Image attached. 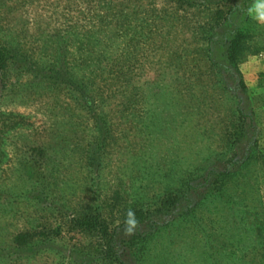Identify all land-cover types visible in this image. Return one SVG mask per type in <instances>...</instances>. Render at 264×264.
I'll return each mask as SVG.
<instances>
[{
	"label": "rangeland",
	"instance_id": "rangeland-1",
	"mask_svg": "<svg viewBox=\"0 0 264 264\" xmlns=\"http://www.w3.org/2000/svg\"><path fill=\"white\" fill-rule=\"evenodd\" d=\"M203 2L0 0L1 41L35 59L69 43L71 61L86 37L96 61L76 69L98 67L92 111L64 85L0 77V114L24 116L1 134L0 264H264V25L247 14L253 0ZM152 9L159 24L142 32ZM125 49L127 69L115 66ZM18 237L30 248L12 249Z\"/></svg>",
	"mask_w": 264,
	"mask_h": 264
},
{
	"label": "trees",
	"instance_id": "trees-1",
	"mask_svg": "<svg viewBox=\"0 0 264 264\" xmlns=\"http://www.w3.org/2000/svg\"><path fill=\"white\" fill-rule=\"evenodd\" d=\"M174 3L178 4L179 6H182L186 9L188 8H200L204 6V4H207L206 2H203V0H172ZM225 1V0H224ZM147 11V10H146ZM149 11V10H148ZM122 12V11H121ZM151 12V11H150ZM148 15V18L145 20H140V29L143 32V30H147L148 32L152 33L157 25V20L159 18L157 17V13L155 12V9H152V12ZM222 11L221 9H216L215 10V15L216 18H220ZM122 27V26H121ZM200 33L203 35V40L206 43L205 50L206 51V59L207 61L212 62L213 59L211 57V45L214 42H217L216 40L212 41L211 38L214 37V33H210V31H206L205 27L200 28ZM110 37L107 36V39ZM237 37H233L229 41L228 45V52H229V60L231 63H236L238 61V57L242 51V47L240 43L236 39ZM65 38V42H67ZM134 38H130L129 41H133ZM73 41L77 44V47H84L83 49L86 52L85 57L79 56V58L74 59L72 56L71 61L69 60L68 57V51H67V46L69 43L63 42L62 45H59L60 47L57 48L54 52V56L51 55L49 58L47 57H41L40 59H35L32 57V52L33 50H26L24 49L23 45L21 42L17 39H12V40H4L1 41L0 39V77L5 76L6 73L11 70V71H16L17 74H23V73H28L32 76V79L28 82L30 86L35 85V86H42L43 88H47L44 86H50V87H60L61 85L66 86L67 88L72 89L73 91L77 92V96H75V100L77 103H82V101L86 104V102H89L86 108L88 109H93L94 105V99L90 98V90L88 87L91 86L93 82V78H95L97 75L94 73V70L96 71L98 67L95 66L94 69H90L88 73H79V70L76 68L84 69L87 68V62L93 63L96 61L94 59V47L96 46V43L94 40L86 38V37H81L77 39H73ZM128 41V45H130ZM136 46L135 44H133ZM76 47V48H77ZM79 47V48H80ZM125 52H122L120 56L117 57V63L115 66H119L123 69L130 68L129 66L132 65L131 62L129 61V51L128 49H125ZM101 52H105V57L108 56V53H106V49L103 47ZM99 59H102L101 56H99ZM98 59V60H99ZM96 65V64H95ZM114 66V65H112ZM101 68V67H100ZM121 71H118V73ZM119 75L122 76L123 80H126L124 77V72L119 73ZM53 89V88H52ZM83 106V105H82ZM24 116L19 115V114H14V113H1L0 114V120L3 122L0 125V156L3 154L2 152V144H3V138L1 137V134L4 132L2 129L3 127H9L10 123L6 124V120H14V119H23ZM12 128V126H10ZM99 132L101 135H103L101 143H99V146L102 147L104 145L103 140L106 137V129L99 125ZM250 158V157H249ZM244 163V160L241 162V164ZM241 164L238 169H233V170H224L220 175H224L225 179L224 181H231L233 177H235L238 173L239 170L241 169ZM210 173H213L210 171ZM229 198L230 196L227 195ZM224 197V196H222ZM82 224H86L84 221H80ZM18 237V239H14L15 244L10 245L12 249H17V248H30L29 242L27 241L26 238H21ZM41 244L45 243V239L43 238L40 240ZM15 245V246H14ZM14 249V250H15ZM75 250V249H74ZM77 251L75 250V253H72V257L77 258L76 255ZM88 255L86 254L85 257H82L83 259L86 258ZM116 258V257H115ZM86 260V259H85ZM85 260L79 261V264H84ZM74 262H76L74 260ZM76 264H78L76 262Z\"/></svg>",
	"mask_w": 264,
	"mask_h": 264
},
{
	"label": "clouds",
	"instance_id": "clouds-1",
	"mask_svg": "<svg viewBox=\"0 0 264 264\" xmlns=\"http://www.w3.org/2000/svg\"><path fill=\"white\" fill-rule=\"evenodd\" d=\"M247 14L259 25H264V0H253L249 6ZM137 225L135 213L132 210L127 212L125 220L126 234L132 235Z\"/></svg>",
	"mask_w": 264,
	"mask_h": 264
}]
</instances>
